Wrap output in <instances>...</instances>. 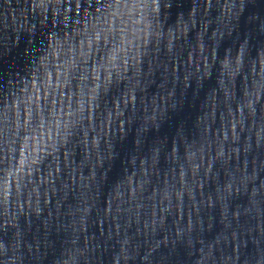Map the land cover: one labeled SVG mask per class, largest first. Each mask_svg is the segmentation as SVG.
Returning <instances> with one entry per match:
<instances>
[{
    "label": "water",
    "instance_id": "water-1",
    "mask_svg": "<svg viewBox=\"0 0 264 264\" xmlns=\"http://www.w3.org/2000/svg\"><path fill=\"white\" fill-rule=\"evenodd\" d=\"M0 264H264V0H0Z\"/></svg>",
    "mask_w": 264,
    "mask_h": 264
}]
</instances>
